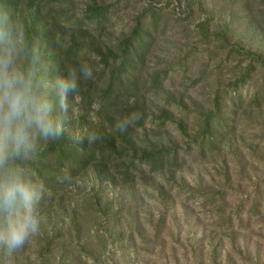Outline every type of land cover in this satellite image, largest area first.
I'll return each instance as SVG.
<instances>
[{
    "label": "rangeland",
    "instance_id": "rangeland-1",
    "mask_svg": "<svg viewBox=\"0 0 264 264\" xmlns=\"http://www.w3.org/2000/svg\"><path fill=\"white\" fill-rule=\"evenodd\" d=\"M193 1L190 6L186 0L132 1L113 21L121 32L152 5L163 8L161 28H167L146 71L166 70L168 79L150 94V122L135 135L144 146L177 148L184 166L160 172L137 166L135 182L129 183L116 171L115 185L100 183L93 169L77 176L46 198L39 235L0 264H264V103L252 102L264 86V68L239 85L242 104L232 105L227 95L251 62L229 58L232 46L264 59V0H248L258 15L253 26L238 19L241 0ZM46 5L73 9L83 18L87 0ZM189 10L192 17L178 21ZM204 21L212 33L230 25L224 49L213 38L210 44L202 41L198 26ZM79 102L76 114L84 111ZM161 110L170 119L158 128ZM219 110L221 116L231 112L226 115L231 134L202 151L192 141H202L204 115ZM97 111L94 106L90 113L99 120ZM218 192L223 199L209 204Z\"/></svg>",
    "mask_w": 264,
    "mask_h": 264
},
{
    "label": "trees",
    "instance_id": "trees-1",
    "mask_svg": "<svg viewBox=\"0 0 264 264\" xmlns=\"http://www.w3.org/2000/svg\"><path fill=\"white\" fill-rule=\"evenodd\" d=\"M132 1L136 0H118L112 4L87 0L85 17L77 18L72 13L73 9L48 10L46 3H56V0H0V8H6L11 17L25 29L30 45H38L41 63L47 67L49 78L66 75L67 68L78 69L82 63L89 64L93 69V78L82 79L79 94L75 98L70 97V118L65 121L63 136L47 143L41 141L37 157L26 165L35 171L36 179L43 182L52 194L66 183L62 179L66 173L75 179L93 169L100 183L115 185L116 171L123 176L124 183H129L135 182L138 174L134 170L137 166L160 172L166 168L181 169L186 163L185 156H181L177 148H162L148 142L144 146L135 135L138 129L150 122V94L164 86L168 79L166 70L146 71L153 47L167 27L161 28L163 8L152 5L134 16L128 29L117 31L113 25L114 15ZM186 2L188 6L194 5L193 0ZM252 8L248 0H241L238 19L245 20L247 26L257 24L255 17L258 15L251 11ZM192 15L193 12L189 10L178 21H187ZM207 22L198 26L202 41L210 44L213 38L214 42L220 41L224 49L232 33L230 25L212 33ZM227 56H244V61H251L245 73L232 84V92L227 93L232 105L238 106L243 103L238 92L239 85L249 82L257 69L264 68V59L235 45ZM24 63L26 61L23 59L21 64ZM40 71L44 69L40 68ZM78 98V104L84 110L80 114L74 111ZM252 102L259 107L264 103V86L255 94ZM94 106L98 108L99 120L91 116ZM218 112L204 115L202 141H192L202 151L214 144L220 145L222 139L231 134L233 128L226 116L231 115V112H226L224 116L220 115V110ZM160 113L158 128H162L169 118L166 110ZM54 114H58V109H54ZM133 114L138 119L126 131L121 132L116 128L117 121ZM179 127L185 131L184 124ZM85 131H94L101 138L93 144L74 139L76 132L83 134ZM191 150L189 146L188 152ZM218 196L222 200L224 194L218 192L208 203H214ZM47 197L49 195L45 196L42 208ZM46 248L47 253L51 252L50 242ZM0 251L3 261L11 257L5 249ZM19 251L13 253L18 256Z\"/></svg>",
    "mask_w": 264,
    "mask_h": 264
},
{
    "label": "clouds",
    "instance_id": "clouds-1",
    "mask_svg": "<svg viewBox=\"0 0 264 264\" xmlns=\"http://www.w3.org/2000/svg\"><path fill=\"white\" fill-rule=\"evenodd\" d=\"M22 58L26 63H20ZM92 78L93 69L87 63L49 78L38 45H30L20 22L0 8V249L7 254L31 244L45 221L42 202L50 192L26 165L37 157L41 141L63 136L70 97L79 94L82 79ZM136 119L133 114L119 120L116 128L126 131ZM100 138L94 131L74 136L88 144ZM62 179L71 183L73 178L66 173Z\"/></svg>",
    "mask_w": 264,
    "mask_h": 264
}]
</instances>
